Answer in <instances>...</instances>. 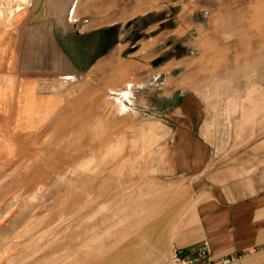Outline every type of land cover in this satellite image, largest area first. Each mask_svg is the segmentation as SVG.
Listing matches in <instances>:
<instances>
[{
  "label": "rangeland",
  "instance_id": "obj_1",
  "mask_svg": "<svg viewBox=\"0 0 264 264\" xmlns=\"http://www.w3.org/2000/svg\"><path fill=\"white\" fill-rule=\"evenodd\" d=\"M31 2L0 0V264L71 261L74 200L86 188L81 180L100 174L145 198L157 197L148 186L165 188L152 221L173 210L161 230V264H174L213 170L231 161L264 182V0H74L52 29L30 40L21 26L15 37L7 7L21 5L12 18L21 19ZM23 81L38 96L27 92L16 113ZM16 131L35 134L12 140ZM36 140L46 149L26 160L20 152ZM179 143L198 144L204 156L178 169ZM76 158V170L66 172ZM33 179L46 185L35 189Z\"/></svg>",
  "mask_w": 264,
  "mask_h": 264
},
{
  "label": "bare ground",
  "instance_id": "obj_2",
  "mask_svg": "<svg viewBox=\"0 0 264 264\" xmlns=\"http://www.w3.org/2000/svg\"><path fill=\"white\" fill-rule=\"evenodd\" d=\"M22 1H26V0H22ZM74 3H75L74 0H32L30 13L27 14V16L24 15L23 18L21 19L18 16L16 17L15 20H13L12 18L13 16L16 15V10L21 9L20 8L21 5H17L14 8L11 6L7 7V9L9 10L7 19L11 20V27L8 28L12 29V32L15 33V37H19L22 34L21 26H25V27L27 26V28L29 29V33H28L30 37L29 39L31 40V38H34L36 35L35 31H41L42 27L44 28L47 27L48 29H52L54 26L53 22L55 20L62 22L66 20L68 12L70 11V8ZM43 4H44V8H43L44 10L38 12L37 11L38 8L40 7V5ZM4 8H5L4 5L2 6L1 3L0 17L5 15ZM258 24L260 23H257V25ZM255 25L256 24L252 26ZM1 32L2 31H0V33ZM2 33H6V28H5V32ZM7 36L8 35H6V37ZM7 41L9 42V40ZM0 43H4V42L0 40ZM2 71L5 72L4 70ZM1 82H0V89L3 90L5 84L1 85L2 84ZM27 85L28 84L23 81L20 82L17 88L18 97L16 101L17 104L16 113H21L22 111L21 108L23 106L22 102L24 101L21 100V97H24L27 92L28 93L30 92L29 94H33L32 96H38L36 89L34 87L28 89ZM4 92L9 94L8 90L4 89ZM43 103L44 101L41 100L40 97H37L34 104L39 107H42V105H44ZM23 117L21 115V119ZM8 122L9 120H7L5 124H8ZM15 122L16 120H14V123ZM18 122L19 120L16 123ZM21 122L23 123V121ZM25 122L26 121H24V123ZM87 124L88 121L86 120H82L79 122L80 126H86ZM17 125H19V123ZM20 125L22 127L23 124ZM69 125L76 127L77 125L76 120L72 121ZM34 134L35 133H31L30 131L28 135L27 133L23 134L20 131H16L14 133H11V139L13 140L24 137L25 138L24 141H27L30 140V138ZM36 138H38V136ZM40 139L38 140L40 141ZM38 142L37 140L36 143L33 142V146L34 144L35 146L37 145L35 149L24 148L21 150L20 154L26 156L27 158L26 160L30 161L37 154L42 152L43 147L38 145L41 144ZM43 149H46V147H44ZM77 161L78 159L74 163L70 164L65 171L74 172L76 170ZM5 167L6 165L3 164L2 168ZM43 180L40 181L34 180L35 183L32 184L33 187L35 189H41L42 187H44L46 185L45 181L47 180L46 178L45 181ZM81 181H82V185L86 186V188H84V190L82 189L78 191L79 193L76 194L73 204L74 217L73 220L70 223H68V226L66 227L67 229L69 227L72 228L70 237H72L74 244L73 247H71V249L69 250V256L71 258V261L61 262L59 264H161V261L164 258L163 247L166 243L165 242L166 238L164 237L166 236V234L164 232L161 233V230L164 226H166V224L172 217L173 210L164 212L163 215L160 217V219H156L152 221V218L159 211V205L161 204V200H162L160 198V195L158 194L164 192L165 188L162 186L161 187L148 186L146 188L147 190L146 193L148 195H151V192H153V194H157V197L156 195H154V197L145 198L143 195L145 193L141 189H138L137 191L139 196L136 195V191H133L134 193L132 192L131 194H127L129 192H125L124 189L120 187L119 181H117V179H114V177L112 178L110 176H107L106 178H103L102 174L94 175V176L88 175L87 177L83 178ZM79 183L80 182L78 180V184ZM166 194L167 193H165V195ZM97 209H106V213L101 215V217L95 220L94 222L84 221L87 218H89L91 214H93V212H95ZM145 209L147 211L145 213H142V211ZM144 258L146 259L148 258L149 261L148 262L144 261Z\"/></svg>",
  "mask_w": 264,
  "mask_h": 264
},
{
  "label": "crops",
  "instance_id": "obj_3",
  "mask_svg": "<svg viewBox=\"0 0 264 264\" xmlns=\"http://www.w3.org/2000/svg\"><path fill=\"white\" fill-rule=\"evenodd\" d=\"M184 106L194 110L196 103L187 99ZM195 145V150L190 148L192 145H177L178 169L193 167V161L204 156ZM243 169L246 165L239 170L229 161L213 170L212 187L206 190L192 216L194 230L178 248L192 250L208 239L215 257H239L235 264H264V182L260 184Z\"/></svg>",
  "mask_w": 264,
  "mask_h": 264
},
{
  "label": "built area",
  "instance_id": "obj_4",
  "mask_svg": "<svg viewBox=\"0 0 264 264\" xmlns=\"http://www.w3.org/2000/svg\"><path fill=\"white\" fill-rule=\"evenodd\" d=\"M239 257H215L208 239L203 240L195 249L175 248L172 254L174 264H235Z\"/></svg>",
  "mask_w": 264,
  "mask_h": 264
}]
</instances>
